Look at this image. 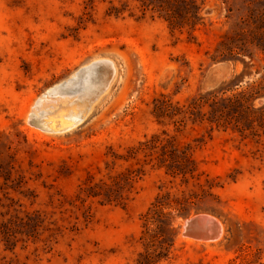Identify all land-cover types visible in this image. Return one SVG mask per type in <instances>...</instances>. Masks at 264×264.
I'll use <instances>...</instances> for the list:
<instances>
[{"label": "rangeland", "instance_id": "1", "mask_svg": "<svg viewBox=\"0 0 264 264\" xmlns=\"http://www.w3.org/2000/svg\"><path fill=\"white\" fill-rule=\"evenodd\" d=\"M195 2L199 22L171 28L132 0H0V264H264V124L241 135L237 112L226 128L151 114L161 95L250 91L264 113V0ZM152 134L191 172L130 153ZM157 196L171 206L145 248ZM196 213L222 236H182Z\"/></svg>", "mask_w": 264, "mask_h": 264}, {"label": "trees", "instance_id": "2", "mask_svg": "<svg viewBox=\"0 0 264 264\" xmlns=\"http://www.w3.org/2000/svg\"><path fill=\"white\" fill-rule=\"evenodd\" d=\"M136 2L137 8L140 11L138 17H144L146 12H150V16L162 17L167 20L171 28L180 27L183 23H189L194 26L199 22L198 15L199 6L195 0H132ZM122 8L111 7L107 11L108 15L119 16L123 13ZM254 98L253 93H238L224 98H217L215 94H195L189 96L183 104L172 103L169 99L161 95V98H155L152 102L151 114L159 122L169 121L174 126L184 118L190 119L192 123L207 121L210 125L223 126L226 128L233 112H237L235 120L243 122L242 127H237L236 130L243 135L244 130L251 127V123L256 121L257 124H264V113L250 107L249 103ZM205 109V110H203ZM157 152L158 166L164 167L171 174H186L190 173L188 167L189 159L186 158L185 150H177L168 139H162L158 134H152L149 139L140 142L138 146L131 147L130 153L133 155L141 151ZM126 180V179H125ZM118 184V182H115ZM104 184V183H102ZM106 185V184H105ZM90 196L101 195L104 193L91 188ZM161 196H157L151 207L144 214L145 231L143 235V245L145 248L152 246L153 231L150 227L156 222V218L161 217L163 209L170 208L169 201H161ZM165 199V198H164ZM110 201L111 199H107ZM117 201V199H115ZM168 200V199H167ZM189 212H181V217H186ZM170 225V224H169ZM255 252H245L243 254L245 260L252 256ZM251 260L247 261L249 264ZM137 264H148L138 261Z\"/></svg>", "mask_w": 264, "mask_h": 264}, {"label": "water", "instance_id": "3", "mask_svg": "<svg viewBox=\"0 0 264 264\" xmlns=\"http://www.w3.org/2000/svg\"><path fill=\"white\" fill-rule=\"evenodd\" d=\"M96 64L94 63L91 69ZM222 233L223 227L217 218L206 213H196L184 219L181 235L196 240L214 241L219 239Z\"/></svg>", "mask_w": 264, "mask_h": 264}, {"label": "bare ground", "instance_id": "4", "mask_svg": "<svg viewBox=\"0 0 264 264\" xmlns=\"http://www.w3.org/2000/svg\"><path fill=\"white\" fill-rule=\"evenodd\" d=\"M96 63V62H95ZM94 63H92L90 66H89V69H91V66L93 65ZM87 74V73H86ZM81 77H82V75H81ZM100 82V81H99ZM110 82V81H109ZM101 83V82H100ZM105 85V86H104ZM103 85V87H102V89H104L106 86H108L109 85V83H108V85H107V83H105ZM55 89V88H54ZM64 89V88H63ZM76 89V88H75ZM52 90V89H51ZM53 92V91H52ZM79 93V92H78ZM70 95V94H69ZM59 107V106H58ZM55 108H56V106H55ZM53 109V108H52ZM55 110V109H54ZM53 110V111H54ZM67 110V109H66ZM58 115V114H57ZM59 116V115H58ZM51 121V120H50ZM59 121V120H58ZM75 124V122H72V123H70V124H67V125H65L62 129H66V128H69V127H71V126H73ZM193 240V239H192ZM194 241H197V240H194ZM200 242V241H199Z\"/></svg>", "mask_w": 264, "mask_h": 264}]
</instances>
